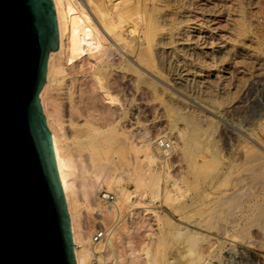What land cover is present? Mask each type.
<instances>
[{"label":"bare ground","instance_id":"1","mask_svg":"<svg viewBox=\"0 0 264 264\" xmlns=\"http://www.w3.org/2000/svg\"><path fill=\"white\" fill-rule=\"evenodd\" d=\"M51 1L56 19L57 48L49 51L47 54L45 81L44 87L39 93V102L46 126L51 135L55 165L59 172V182L65 194L74 262L75 264H138L135 261V253L127 251L126 247L131 250L132 246L130 243L127 245L128 241H124V235L108 236L109 230L104 228L105 225L111 224V221L115 220L114 217L119 216V209L125 207V204L132 205L134 202L138 203L139 197L143 196V193L145 194L144 190L142 191V187H145L144 184L147 185L144 178L135 177L131 174L133 177L130 176V178L137 194H134V202H130L129 204L131 194L120 186L119 183L122 177L119 175L120 173H117V168L111 166V164H106L102 160L101 152L105 148L106 133L109 135V131H113L115 135L120 137V140L122 139V143H133L135 137L132 131L141 126L139 119H136L139 115L134 113L137 109L133 108L134 112L132 109L134 107L133 100L125 101L126 98L120 101L124 99L122 95V98L120 97L121 99L118 100V96L115 95L118 92L117 89L130 90L131 96L137 95L138 97L139 93H142L143 85L148 80L147 78L150 77L154 81L157 80L178 91L184 96L188 104L196 105L203 111L212 112L217 117L222 118L230 110V106H215L207 98L208 96L205 97L193 93V87L201 90L202 88H206L210 82H213L211 79V81L209 80V76L213 75L214 66L212 68L209 67L211 65H204L205 62L203 64V61L198 58L201 55L208 56L209 52L215 51V49L216 51L222 50L228 56L239 53L248 59L252 65L256 66L257 70L261 69L262 65H264V58L261 55V49L257 51L258 49L256 48L261 46L260 42L257 35H247L246 32V24L250 23L249 14L251 15L250 12H252L249 8L251 0H176V3H173L168 9L166 8L169 16L167 19L169 23H167L166 27H161L159 24L155 25L153 23V15L148 14L146 6L143 3L140 4V2L139 5L138 3L134 5L131 0ZM153 1L156 2V0ZM158 9H162V7ZM222 33H226V36L227 34L231 37L233 36L234 39L228 36L225 38ZM248 40L256 43L255 49H253L254 47L252 48L253 45H250L251 47L247 46V44L245 45V41ZM226 54H224V57ZM220 58L222 57L220 56ZM220 63L219 67H217L218 70H216L217 77L214 79L215 82L217 80L215 85L219 83L223 85L224 89L228 86L226 84L228 81L225 82L226 77L219 75L218 72H222L224 65L227 63L224 64V61ZM165 70L168 72L167 76L163 75ZM226 72L228 73L229 71ZM247 75L249 77L246 88H250L254 84V76L249 71ZM148 84L152 86L151 92L154 91L153 93H155L156 85ZM146 93L147 91L145 95ZM165 93L166 91L163 94ZM171 98L177 99L172 97V95ZM141 102L139 101L137 104L140 107L144 104L140 105ZM158 102L161 103L160 100ZM168 107L165 108L168 109ZM169 117L172 116L169 115ZM168 119L170 120V118ZM182 119L183 129H180L182 127L179 128L181 131L177 132V136L179 139L178 143L182 144V150H185L186 153L187 144H195V138L191 134L189 137H185L184 130L195 131L194 129L198 125L192 122L190 117L187 118L189 120ZM147 133L143 135L140 133L142 139L137 137L142 140L139 146L145 158L151 164V167H153L158 164L160 157L164 158L163 162H165L168 158L167 156H169V151L162 150V155H160L159 149L153 146L155 144L152 139L153 137L151 138L149 132ZM139 139L135 138V140ZM250 139L253 138L250 137ZM201 141L208 142V138H204ZM157 142L162 144L160 140H157ZM195 146L197 145L195 144ZM208 150L205 151V154H208ZM210 154L212 155V152ZM199 157L203 156L200 155ZM201 159L192 157L194 163L201 161ZM151 170L153 171V169ZM149 177L152 180L154 176L149 173ZM126 179L128 178L126 177ZM158 182H152V184L159 185ZM175 185L177 183H174L173 180L172 186L177 189L178 186L176 187ZM208 185L211 184L208 183ZM147 187H149V184ZM111 190L116 193L118 201L121 203L120 206L124 203L122 208L118 207L119 203H113V201L109 202L113 203L112 206L109 205L103 208L102 205H99L97 192L106 194ZM201 194L205 200L210 199L209 191L208 193L204 192ZM231 194L233 193H230V196ZM102 197H100L101 200H104ZM225 197L222 199L224 202L232 199L228 195L227 199L224 200ZM219 198L222 197L220 196ZM131 205L129 206L130 208ZM83 208L86 211H83ZM235 215L241 218L243 213L239 212ZM156 220L158 221L159 219ZM228 222H230V226H239V219L237 217L235 220L233 219ZM197 225H200V223L197 222ZM93 229H95L94 235L99 231H103L102 237L99 240L95 241L92 234ZM179 232L180 234H186L187 239H193L196 242L203 239L205 241V238L208 239L210 237L189 228H180ZM217 232V234L224 237L228 236V231L218 230ZM211 242L210 244L208 243L209 247L215 244V242L214 244H211ZM203 247L206 249L207 246ZM125 249L128 254L125 252ZM207 249L209 248L207 247ZM132 251L134 252V249ZM206 252L208 253L209 251L207 250ZM100 253L102 255L97 256ZM122 256L123 258H121ZM197 258L200 261L199 263H201L203 257L198 255ZM240 262L241 260L239 264Z\"/></svg>","mask_w":264,"mask_h":264},{"label":"rangeland","instance_id":"2","mask_svg":"<svg viewBox=\"0 0 264 264\" xmlns=\"http://www.w3.org/2000/svg\"><path fill=\"white\" fill-rule=\"evenodd\" d=\"M131 2H133L134 5H137V3L139 5V2L140 4L143 3V5L146 6V12L153 15V23L155 25L159 24L161 27H166L168 25L167 23H169V20H167L169 16L166 10L173 3H176V0H156V2L153 0H131ZM263 2L264 0L250 1L249 8L253 16L249 14L251 20H249V22H252V25L250 23L246 24L247 35H257L261 46L258 45L259 47H256V43L249 40L245 41V45L247 44L249 47L253 45L252 48L254 47L253 49H255L256 47L258 49H256L257 51L261 49V55H263L262 57L264 58ZM161 7L162 9H158ZM222 35L225 38L227 36L229 38L231 37L228 34L226 36V33H222ZM231 39H234V37L232 36ZM222 53V50L216 51L215 49V51L209 52L208 56H199L201 59H198L203 61V64L205 62L204 65H211L209 67L214 66V68L212 67L213 75L209 76V80L211 79L213 82L207 85L209 88L206 87L199 90L193 87V93L205 97L208 96L207 98L215 106H230V110L225 113L226 115L224 114L222 116L223 119L217 117L212 112L208 113L203 111L196 105L188 104L184 96L178 91L173 90L157 80L154 81V79L150 77L147 78L148 80H146L143 85L142 93L144 94L140 92L138 97L137 95H134V97L131 96L130 90L127 91L126 89H123L124 91L117 89L118 92L115 94L118 96V98L116 96L118 100L123 96L124 99L120 101L126 98L125 101L133 100L134 107H132V109H137L136 112H134L135 110L133 109V112L139 115V118L136 115L135 117L139 119L141 126L132 131L133 136L136 139H142L141 135L149 132V136L151 138L153 137L152 139L155 143L153 146L159 149L160 155H162V150L169 151V156H167L168 158L165 162H163L164 158L160 157L157 164L158 166L152 165L153 167H151V164L145 158L139 146L142 142L141 139L135 140L134 138L133 143H126L124 141V143H122V139L120 140V137L115 135L113 131H109V135L106 133L105 148L101 152L102 160L106 162V164H111V166L117 168V173H120L119 175L122 177L119 183L120 186L131 194L129 204L130 202H134V194H137V192L135 193V186L132 184L130 176L142 177L147 181H145L147 185L144 184L146 188L142 187V191L144 190L143 192H145V194L143 193V196L139 197L140 200H137V202L140 203L134 202V204H130L131 208L128 204H125V207H123L124 203L120 206L121 203L118 201L119 199L116 193L112 190V192H107L113 194V203L117 202L119 203V205L117 204L118 207L123 208L119 209V216L116 218L114 217L115 220L113 219L114 221H111V224L108 223L105 225L104 228L109 230L108 236L118 234L124 235V241H128L127 245L130 243L132 249H134L133 252L132 249L130 250L126 247L127 251L129 253H135V261L138 262V264H239L240 260V264H264V65H262L260 70H257L256 66L252 65L248 59L244 58L239 53L230 54V57L226 53H223L222 56ZM224 54L227 56L225 55L224 57ZM220 56L222 58H220ZM219 59H223L221 61H224V64L227 63L224 65L222 72H218L219 75H224L226 77L225 82L228 81L226 83L228 86L225 87L226 90H224L225 88L223 89V85L219 83L215 85L217 82V80L215 82L217 77L216 70H218L217 67L221 64ZM226 71L229 72L227 73ZM248 71L254 76V84L250 86V88H246L249 77L247 75ZM163 75L167 76L168 72L165 70ZM148 83H151L153 86L156 85L155 93H153L154 91L151 92L152 86ZM157 86L162 87L164 91ZM144 91H147L146 95ZM165 91L166 93L163 94ZM171 95L177 99H172ZM143 96H146V98ZM138 100L140 102L142 101L140 105L144 103L141 107L137 105L139 102ZM158 100H160L161 103H163L162 105L166 108L170 106L168 107L169 110L165 107L163 108ZM158 103L159 107L157 106ZM169 115L172 117H169ZM167 117L170 118V120ZM186 117H190V120L199 127L197 126V128L194 129L195 131L184 130L185 137H189L190 134L193 135V138H195L194 143L199 148L195 146V144H187V152L185 153V150H182V144H179L180 142L178 143L179 139L177 132L183 129V119L181 120V118L187 119ZM219 132L221 136L218 134ZM110 133L113 135L111 136ZM140 133L142 134L140 135ZM250 137L253 139H250ZM204 138H208V142H202L201 140ZM157 140L164 143L163 148L160 147V143L157 142ZM179 147L182 148L180 149ZM189 148L190 150H188ZM206 150H208V154H205ZM211 152L212 155L210 154V156L209 153ZM103 154H105V158ZM200 155L204 158L199 157ZM192 157L202 159L194 163ZM151 169H153V171ZM149 173L155 178L153 177L151 180ZM173 180L174 183H177L175 186L179 188L177 187L176 189L172 186ZM152 182H158L159 185H153ZM208 183L211 185H208ZM148 184L149 187H147ZM151 185H153V187H151ZM208 191L210 199L207 200L209 201L205 200L201 194L204 192L208 193ZM165 193L166 195L168 194V196H166ZM230 193L233 194L230 196ZM228 195L229 198L231 197L232 199L228 198L229 200H226ZM220 196L222 198H219ZM97 197L99 205H102L103 208L109 205L112 206L113 203L101 200L99 192H97ZM224 197L226 202L222 201ZM137 206L140 207L138 208ZM84 209L85 208L82 210L86 211V209ZM239 212H241V214L243 213L241 218L235 215ZM235 216L239 219V226L233 227L230 226V222L228 221L235 220ZM156 219H159V222ZM141 221H143V224ZM197 222L200 223V225H197ZM222 225L224 228L221 227ZM228 225L229 227H227ZM180 228H189L194 231H199L203 235L207 237L210 236L211 238L208 237L209 240L205 238V241L203 239L196 242L193 239H187L185 236L186 234H180ZM217 229L228 231V236L224 237L217 234ZM97 230L99 229L97 228ZM94 233L95 229H93L92 234L94 235ZM210 242L211 244L215 242L214 245H211L213 247H209ZM203 246H207L209 249H207V247L205 249ZM204 249L209 252L205 253ZM128 252L126 253L128 254ZM101 255L102 253L97 254V256ZM198 255L203 257L201 263L198 261ZM121 258H123V256Z\"/></svg>","mask_w":264,"mask_h":264},{"label":"water","instance_id":"3","mask_svg":"<svg viewBox=\"0 0 264 264\" xmlns=\"http://www.w3.org/2000/svg\"><path fill=\"white\" fill-rule=\"evenodd\" d=\"M56 48L51 0H0V264H75L39 102Z\"/></svg>","mask_w":264,"mask_h":264},{"label":"built area","instance_id":"4","mask_svg":"<svg viewBox=\"0 0 264 264\" xmlns=\"http://www.w3.org/2000/svg\"><path fill=\"white\" fill-rule=\"evenodd\" d=\"M160 147L163 148V147H164V143L160 144ZM167 148H168V146H167ZM100 195L103 196L102 198H103L104 200L108 201V202H112L113 199H114V196H113V194H111V193H106V194L101 193ZM104 195H105V196H104ZM102 232H103V231H99V232H97V233L94 235V239H95V241H96V240H99V239L102 237Z\"/></svg>","mask_w":264,"mask_h":264}]
</instances>
